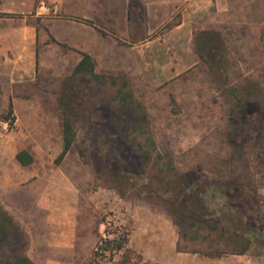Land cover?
I'll return each instance as SVG.
<instances>
[{
  "label": "rangeland",
  "instance_id": "1",
  "mask_svg": "<svg viewBox=\"0 0 264 264\" xmlns=\"http://www.w3.org/2000/svg\"><path fill=\"white\" fill-rule=\"evenodd\" d=\"M148 1L129 0V34L121 35L113 29L110 35L112 44H89L91 53L97 56L94 58L95 71L105 76V82L88 75L79 76L76 82L77 110L90 101L105 106L117 89L130 91L145 110L144 118L141 113V118L135 124L140 121L146 123L144 134L139 129H130L131 136L153 138L156 146L149 148L152 154H160L164 158L162 160L170 157L174 166L189 175H193L194 170L199 168L205 172L206 177L219 181L223 177H215L217 173L227 177L230 173L235 175L248 170L259 187L264 212V144L257 149L258 138L264 137V126L258 124L264 118V0H237L235 13L239 21L235 23L230 11L218 15L215 8L209 6L205 9V4L202 5L203 1L200 0L190 8L187 3L174 8L160 3L148 4ZM78 2L37 0L36 11L48 18L60 17V20L71 22L74 14L64 13V8L68 6L74 12V6H88L83 1L80 4ZM80 20L83 22L82 18ZM80 20L75 21L74 18L75 22ZM182 21L185 23L178 26ZM92 24L103 28L107 34L111 33L109 29L95 23V20ZM68 34L72 36V31ZM194 37L208 40L205 53L211 67L194 52ZM103 38L106 41L105 35ZM60 43L62 41L52 47L48 64L42 67L35 82L14 84L15 102L20 98H30L35 105H12V125L8 119H4L9 106L6 100L0 98V158L4 156L8 164V158L15 147L36 148L38 151L34 154L36 161L32 168L40 169L42 174L54 172L58 177L61 172L71 179L79 194L89 202V218L92 223H101L100 236L105 226L107 229H125L126 247L129 249L130 234L137 233L139 237V233H142L144 238L149 233L151 236L152 233H161L163 223H167L176 236L177 250V227L171 215L154 196L142 192V186L124 188L116 178L113 180L114 188L98 174L95 159L100 153L110 154L107 162L112 165L111 172L114 174V165L124 164H119L115 159L114 145L102 148L101 140L98 139L96 144L91 140L97 136L115 143L116 132L107 129L102 121L100 125L96 124L97 129H90L89 123L82 119L77 121L78 131L73 146L56 162L63 145L60 95L66 77L79 57V49L71 41L66 47ZM112 80L116 84H112ZM233 88L237 90L232 91ZM85 91L91 97H85ZM232 93L243 94V100H237ZM242 102L247 105L245 110L239 105ZM50 119L60 122V138H47ZM31 128L36 133L31 132ZM233 141L241 145L240 151L232 149ZM132 180L139 182L137 177ZM119 190L123 193L120 194ZM99 200L104 202L100 210L94 204ZM0 201L10 212L1 193ZM132 210L138 212L136 221ZM107 221L112 226H108ZM146 245L149 247L151 244ZM180 247L214 250L220 248L221 243L208 245L181 240ZM131 250L136 264H151L144 261L138 251ZM256 250V255L252 252L228 253L214 258L199 252L177 250L175 260L177 264L187 259L208 260L211 262L209 264H233L238 260L264 264V250L259 247ZM117 258L122 262V254Z\"/></svg>",
  "mask_w": 264,
  "mask_h": 264
},
{
  "label": "trees",
  "instance_id": "2",
  "mask_svg": "<svg viewBox=\"0 0 264 264\" xmlns=\"http://www.w3.org/2000/svg\"><path fill=\"white\" fill-rule=\"evenodd\" d=\"M82 21L92 24L87 19H82ZM51 41L59 43L54 38ZM207 42L208 40L202 37L198 39L194 37L193 50L200 60L211 67L205 53ZM60 45L67 46L65 43H60ZM79 52L82 57L66 77L60 95L62 99L60 115L63 145L56 162H59L73 146L78 131L77 121L82 119V121L88 122L90 129H94L96 124L100 125V121H102L107 129L116 132L115 143L112 144L111 140L97 138V136L91 140L95 144L98 139L101 140L99 143L102 148L105 145H114L116 148L115 159L119 164H124L114 165V171L116 170V174H114L111 172L112 165L107 162L110 154L100 153L95 159L98 174L114 188L116 186L113 184V180L116 178L121 181L120 186L124 188H131L135 185L142 186V192L148 196H154L155 200L171 215L177 227L178 251L199 252L204 256L214 258L228 253L247 254L252 252L255 254L257 253L256 247L264 250V212L261 207L259 187L251 178L250 172L242 170L235 175L230 173L227 177L217 173L215 177H223L222 180L217 181L215 178L206 177L205 172L199 168L194 170L193 175H189L190 173L174 166L170 157L162 160L164 158L160 154L156 153L154 156L152 150L149 149L151 146L152 148L156 146L153 138L131 136L130 129H139L138 131L143 133L146 123L140 121L135 124L142 114V118H144L145 110L142 104L136 102L130 91L117 89L113 96H110L111 101L106 102L105 106L90 101L89 104L77 110L75 103L78 77L88 75L95 80L105 82V76L95 71L94 58L88 53ZM112 84H116L114 80H112ZM233 90L237 89L233 88ZM232 94L237 100H243V94ZM83 95L91 97L87 91ZM239 105L242 110L247 108L243 102ZM262 109L264 111V107ZM12 112L13 108L10 103L8 114L4 116V119L9 120L10 125L14 120L13 116L11 117ZM258 124L264 126V118ZM258 139L257 149L264 144L263 136ZM231 147L235 152L241 149V145L236 141H233ZM15 157L22 166H28L34 161L33 155L26 149L18 150ZM105 161L107 164L103 165ZM134 177H137L139 182H134L132 180ZM121 193L123 192L120 191ZM181 240L208 245L221 243V247L214 250L212 248L207 250L185 248L180 247ZM97 245L101 251L122 249L120 264H136L133 260L135 258L133 251L126 247L127 237L104 240ZM28 246V234L0 201V264H38L27 254ZM99 253L98 251L93 252L94 256L90 259V264H100L95 260L96 254ZM137 258L139 259L138 256Z\"/></svg>",
  "mask_w": 264,
  "mask_h": 264
},
{
  "label": "crops",
  "instance_id": "3",
  "mask_svg": "<svg viewBox=\"0 0 264 264\" xmlns=\"http://www.w3.org/2000/svg\"><path fill=\"white\" fill-rule=\"evenodd\" d=\"M36 1L0 0V98L6 100L8 106L10 103L14 107L35 105L34 100L30 98H20L15 102L13 86L36 81L38 74L42 72V67L48 64V56L55 45L52 41L49 43L50 35L62 43L67 44L71 41L79 51L97 58L91 53L89 44H99V42H105L104 45L106 42L112 44L110 35L113 29L121 35L129 34L131 18L129 0H78L79 4L83 1L88 6L83 5L78 8L74 6L76 10L74 12L70 7L65 6L64 13L74 14L75 21L81 18L92 22L95 20V23L109 29L111 33L108 34L101 27L88 25L81 20L75 22L74 18L73 21L68 22L60 20V17L42 16L36 11ZM60 1L66 3L70 0ZM196 1L198 2V0H149L147 3L152 5L160 3L174 8L187 3L190 8L194 2L197 3ZM200 1H203L202 5L205 4V9L215 8L218 15L230 11L233 23L239 21V16L235 13L238 8L237 0ZM184 23L182 21L178 26ZM70 31L72 36L68 34ZM78 53L76 64L82 57L80 52ZM53 104L54 102L52 106ZM50 122L47 138H60V122L55 120ZM35 131L31 128V132ZM20 149H26L33 155L32 164L22 166L18 163L15 155ZM37 151L36 148L34 150L28 146L15 147L8 158V164L5 163L4 156L0 158V193L4 196L11 214L28 234L27 253L38 264H90L95 243L102 231L101 223L96 221L92 223L89 218V202L86 197L83 198L79 194L71 179L61 172L58 177L54 172L42 174L40 169L32 168L36 161L34 154ZM94 204L100 210L104 202L99 200ZM132 215L136 221L138 212L134 210ZM137 235V233L130 234L128 247L142 254L144 261L151 264L178 263L175 260L176 236L171 232L169 224L163 223L161 233H152L151 236L146 233L144 238L142 233H139V237ZM141 238L144 240L142 241ZM146 243L151 245L148 247ZM209 263L211 262L208 260L180 261V264ZM233 264L254 263L251 260L241 262L238 260Z\"/></svg>",
  "mask_w": 264,
  "mask_h": 264
},
{
  "label": "built area",
  "instance_id": "4",
  "mask_svg": "<svg viewBox=\"0 0 264 264\" xmlns=\"http://www.w3.org/2000/svg\"><path fill=\"white\" fill-rule=\"evenodd\" d=\"M108 226H112L109 221L106 222ZM127 237V232L125 229H119V228H108L105 226V229L102 233V235L98 238V240L95 243L94 251L100 252L99 254H96L95 260L99 262L100 264H120V261L118 260V256H121L123 253L122 249L116 250V249H107L105 251H101L99 249V246L97 244L102 243L104 240H111V239H118V238H124ZM92 252V255L90 259L93 258L94 254Z\"/></svg>",
  "mask_w": 264,
  "mask_h": 264
}]
</instances>
